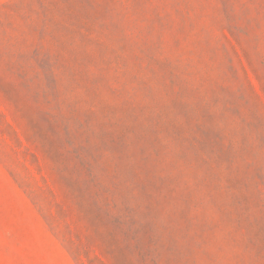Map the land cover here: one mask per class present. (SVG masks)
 <instances>
[{"label":"rangeland","instance_id":"obj_1","mask_svg":"<svg viewBox=\"0 0 264 264\" xmlns=\"http://www.w3.org/2000/svg\"><path fill=\"white\" fill-rule=\"evenodd\" d=\"M0 264H264V0H0Z\"/></svg>","mask_w":264,"mask_h":264}]
</instances>
